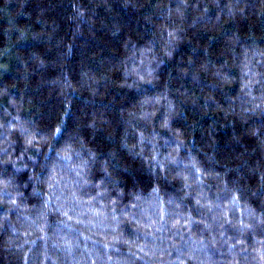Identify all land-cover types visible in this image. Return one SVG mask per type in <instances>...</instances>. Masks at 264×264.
Returning a JSON list of instances; mask_svg holds the SVG:
<instances>
[{"label":"trees","instance_id":"1","mask_svg":"<svg viewBox=\"0 0 264 264\" xmlns=\"http://www.w3.org/2000/svg\"><path fill=\"white\" fill-rule=\"evenodd\" d=\"M0 264H264V0H0Z\"/></svg>","mask_w":264,"mask_h":264}]
</instances>
